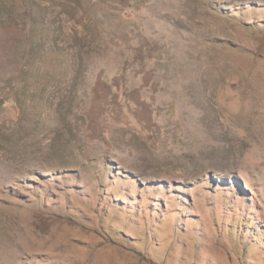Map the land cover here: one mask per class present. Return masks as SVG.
<instances>
[{
  "label": "rangeland",
  "instance_id": "obj_1",
  "mask_svg": "<svg viewBox=\"0 0 264 264\" xmlns=\"http://www.w3.org/2000/svg\"><path fill=\"white\" fill-rule=\"evenodd\" d=\"M0 264H264V0H0Z\"/></svg>",
  "mask_w": 264,
  "mask_h": 264
}]
</instances>
